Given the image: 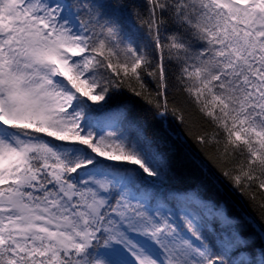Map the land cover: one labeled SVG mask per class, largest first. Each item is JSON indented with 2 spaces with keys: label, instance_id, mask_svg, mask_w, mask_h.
<instances>
[{
  "label": "snow or ice",
  "instance_id": "1",
  "mask_svg": "<svg viewBox=\"0 0 264 264\" xmlns=\"http://www.w3.org/2000/svg\"><path fill=\"white\" fill-rule=\"evenodd\" d=\"M0 264H264V0H0Z\"/></svg>",
  "mask_w": 264,
  "mask_h": 264
},
{
  "label": "trees",
  "instance_id": "2",
  "mask_svg": "<svg viewBox=\"0 0 264 264\" xmlns=\"http://www.w3.org/2000/svg\"><path fill=\"white\" fill-rule=\"evenodd\" d=\"M195 149V145H193ZM192 183L191 175L183 169L178 168L176 178H175V187L177 188H186L189 187ZM237 200H241L239 196L236 197Z\"/></svg>",
  "mask_w": 264,
  "mask_h": 264
}]
</instances>
